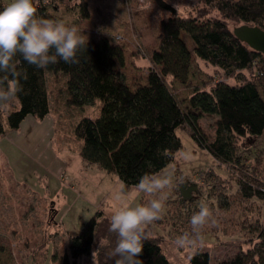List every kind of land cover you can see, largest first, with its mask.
<instances>
[{"label": "trees", "instance_id": "16d2710c", "mask_svg": "<svg viewBox=\"0 0 264 264\" xmlns=\"http://www.w3.org/2000/svg\"><path fill=\"white\" fill-rule=\"evenodd\" d=\"M184 1L185 12H179L165 0H153L169 16L160 21L156 48L149 55L131 56V67L146 73V82L134 88L122 71L124 46L106 36L88 40L78 52L77 64L58 60L38 69L18 54L14 62L27 79H20L22 91L12 102L0 105V135L17 130L29 115L39 119L48 115L46 76L50 73L64 77L67 105L82 107L101 100L99 116L82 117L74 128L82 143L79 154L88 164L115 174L125 189L135 187L145 173L159 174L174 160L183 147L176 129L183 127L215 159L248 172L246 147H252L264 136V60L260 53L240 42L232 29L244 23L264 30V0H201L195 4ZM5 2L0 0V6ZM60 2L64 0H34L37 16L55 20L52 11ZM73 5L69 7L78 21L89 14L85 0ZM212 11L219 16H210ZM229 22L235 24L232 29ZM183 34L190 37L192 47L185 43ZM139 58L145 65L135 64ZM195 60L212 66L225 80L195 87L187 106L182 108L167 79L186 85ZM203 115L216 116L212 140L198 125ZM236 182L244 199L256 198L264 206L263 182L255 185L254 178L246 172ZM145 234L147 239L139 254L142 264H170L159 238ZM116 239L110 231V216L96 210L69 238L72 262L94 254L97 264H115L117 258L112 250ZM258 239L252 247L240 248L219 264H264V228ZM211 262L208 251L198 250L188 264Z\"/></svg>", "mask_w": 264, "mask_h": 264}, {"label": "rangeland", "instance_id": "374dc122", "mask_svg": "<svg viewBox=\"0 0 264 264\" xmlns=\"http://www.w3.org/2000/svg\"><path fill=\"white\" fill-rule=\"evenodd\" d=\"M78 1L60 2L52 11L55 19L77 26L87 41L106 36L111 42L123 45L122 71L127 83L132 88L144 84L146 73L131 67L129 58L149 55L156 48L160 21L169 14L153 0H85L89 14L78 21L69 7ZM165 1L185 12L184 0ZM210 16L219 15L212 11ZM233 26L234 23H228L230 29ZM182 38L192 47L188 35L183 34ZM145 63L139 58L140 67ZM218 80L225 78L212 66L195 60L186 85L170 78L167 83L185 108L195 87L204 88ZM64 86L62 75L48 73V115L43 119L29 115L17 130L0 135V264H97L94 254L72 262L68 248L70 236L76 235L96 210L111 217L122 203H146L152 198L136 192L135 187L125 189L115 174L88 164L80 156L82 143L74 128L82 117H98L102 102L95 99L82 107L67 105ZM215 121L216 116L208 115L198 120L201 132L209 140L214 137ZM185 129H176L182 149L157 174L169 171L173 174L172 185L165 189L168 195L161 218L147 225L145 232L159 238L170 264H188L190 256L198 250L208 251L211 264H219L240 248L252 247L264 228L262 202L256 198L244 199L236 182L246 172L254 178L255 185L261 182L264 185V136L252 147H246L247 172L215 159ZM186 152L189 159L183 158ZM180 185L185 191L191 189L187 201L182 199ZM122 188L123 195L134 199H117ZM201 202L209 206V223L201 230L195 248H178L174 241L181 234L191 233L190 217L198 211Z\"/></svg>", "mask_w": 264, "mask_h": 264}, {"label": "clouds", "instance_id": "9594fccd", "mask_svg": "<svg viewBox=\"0 0 264 264\" xmlns=\"http://www.w3.org/2000/svg\"><path fill=\"white\" fill-rule=\"evenodd\" d=\"M34 0H6L0 6V105L12 102L22 91L20 79L26 74L17 70L14 58L19 54L28 65L38 69L62 60L67 64L79 63L78 52L87 46V40L75 25L62 19H45L36 14ZM6 77V78H5ZM184 159H189L186 152ZM173 183V174L145 173L135 185L138 193L152 197L146 203L125 202L110 217V231L116 234L112 255L115 264H142L139 254L147 239L145 227L158 221L164 210L167 192ZM121 189L117 199L127 198ZM210 209L201 202L198 211L190 217L191 233L178 236V248L197 246L201 230L209 223Z\"/></svg>", "mask_w": 264, "mask_h": 264}, {"label": "water", "instance_id": "95a60500", "mask_svg": "<svg viewBox=\"0 0 264 264\" xmlns=\"http://www.w3.org/2000/svg\"><path fill=\"white\" fill-rule=\"evenodd\" d=\"M232 33L240 42L244 43L252 51L260 53L264 60V30L262 28L243 23L235 26L232 29ZM189 190L185 191L184 186L180 185V194L183 199L189 197Z\"/></svg>", "mask_w": 264, "mask_h": 264}, {"label": "built area", "instance_id": "2783aa9c", "mask_svg": "<svg viewBox=\"0 0 264 264\" xmlns=\"http://www.w3.org/2000/svg\"><path fill=\"white\" fill-rule=\"evenodd\" d=\"M189 2H191L192 4H195V3H197V2H199V1H201V0H188ZM119 37V36H118ZM118 37H117V39H118Z\"/></svg>", "mask_w": 264, "mask_h": 264}, {"label": "crops", "instance_id": "0c3cea01", "mask_svg": "<svg viewBox=\"0 0 264 264\" xmlns=\"http://www.w3.org/2000/svg\"><path fill=\"white\" fill-rule=\"evenodd\" d=\"M131 61H132V60H131V58H129V61H128V63L130 64V63H131ZM138 61H139V59H136V60H135V64L139 65V64H138Z\"/></svg>", "mask_w": 264, "mask_h": 264}]
</instances>
